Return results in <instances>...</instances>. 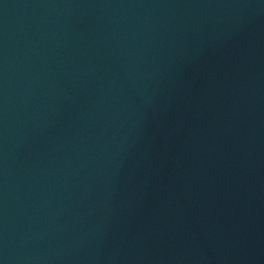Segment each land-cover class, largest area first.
Masks as SVG:
<instances>
[{
    "label": "water",
    "instance_id": "95a60500",
    "mask_svg": "<svg viewBox=\"0 0 264 264\" xmlns=\"http://www.w3.org/2000/svg\"><path fill=\"white\" fill-rule=\"evenodd\" d=\"M0 264H264V0H0Z\"/></svg>",
    "mask_w": 264,
    "mask_h": 264
}]
</instances>
